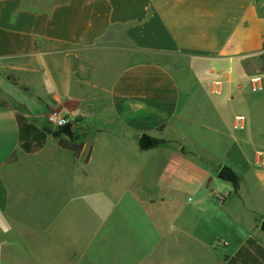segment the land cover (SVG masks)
<instances>
[{
  "label": "crops",
  "instance_id": "obj_1",
  "mask_svg": "<svg viewBox=\"0 0 264 264\" xmlns=\"http://www.w3.org/2000/svg\"><path fill=\"white\" fill-rule=\"evenodd\" d=\"M112 29L147 57H77ZM263 226L264 0H0V264H264Z\"/></svg>",
  "mask_w": 264,
  "mask_h": 264
},
{
  "label": "rangeland",
  "instance_id": "obj_2",
  "mask_svg": "<svg viewBox=\"0 0 264 264\" xmlns=\"http://www.w3.org/2000/svg\"><path fill=\"white\" fill-rule=\"evenodd\" d=\"M104 40L105 41H102L103 42L102 44L104 45V47H102V49L97 50V51H88L85 49H76V53H78L77 57L78 58L81 57L82 59H84V58H87V59L102 58L104 61L107 62V65H108L107 71H109V72H114V71L119 70L122 66H125L128 62H131V60H133V61L144 60L147 57L146 55L141 54V53L139 54L138 57L136 56V54H133V56L127 54L129 52V50L125 49L126 41L124 40L123 32L120 29H112ZM166 62L170 65V67H172L175 70L177 76L179 78H181V80L184 81L185 79L188 78V76L185 75L186 65H185V60L183 58L169 57L168 59H166ZM8 76L12 79H15V75L13 73H10ZM49 110L59 111V108L54 106V107L49 108ZM44 115H45V113L42 112L41 116L43 118H44ZM67 117H69V116H67ZM43 118H41V119L43 120ZM71 121L73 122V119H71ZM43 125H45V124H43ZM71 127L77 133L82 131V127L76 122H73V125ZM195 136H196V133H195V130L193 128H192V130L191 129L188 130V137L189 138H195ZM106 245L104 243H100L99 241H96L92 246V250L99 252L100 247L106 248ZM107 248H108V250H110V247L107 246ZM106 254H107V256L113 255L112 253H99L100 256H105ZM105 258H106V256H105Z\"/></svg>",
  "mask_w": 264,
  "mask_h": 264
},
{
  "label": "trees",
  "instance_id": "obj_3",
  "mask_svg": "<svg viewBox=\"0 0 264 264\" xmlns=\"http://www.w3.org/2000/svg\"><path fill=\"white\" fill-rule=\"evenodd\" d=\"M9 79L15 85H18L17 79ZM23 90H27L25 87L21 86ZM45 130L57 140L58 145L66 150L71 151L75 156H78L83 148V134L75 132L72 127L71 131L65 130L63 127L53 129L49 126H45ZM88 155L85 158L87 161ZM226 169V168H225Z\"/></svg>",
  "mask_w": 264,
  "mask_h": 264
},
{
  "label": "built area",
  "instance_id": "obj_4",
  "mask_svg": "<svg viewBox=\"0 0 264 264\" xmlns=\"http://www.w3.org/2000/svg\"><path fill=\"white\" fill-rule=\"evenodd\" d=\"M250 80L252 82H256L259 80V77H251ZM214 85H219L220 81L219 80H214L213 81ZM242 117V116H241ZM240 117V118H241ZM71 119L67 117L66 115L60 113L59 111L56 110H48L43 118V123L53 129L59 128V127H64L66 124H71ZM216 244L221 243L219 241H215Z\"/></svg>",
  "mask_w": 264,
  "mask_h": 264
},
{
  "label": "water",
  "instance_id": "obj_5",
  "mask_svg": "<svg viewBox=\"0 0 264 264\" xmlns=\"http://www.w3.org/2000/svg\"><path fill=\"white\" fill-rule=\"evenodd\" d=\"M65 130H68V131H71V124H66V125H64V127H63ZM227 175V174H226ZM221 177H222V175H221ZM231 181V183L234 185V181L233 180H230ZM264 227V226H263Z\"/></svg>",
  "mask_w": 264,
  "mask_h": 264
},
{
  "label": "flooded vegetation",
  "instance_id": "obj_6",
  "mask_svg": "<svg viewBox=\"0 0 264 264\" xmlns=\"http://www.w3.org/2000/svg\"><path fill=\"white\" fill-rule=\"evenodd\" d=\"M223 172H224V174H227V173H229V171H227V169H225Z\"/></svg>",
  "mask_w": 264,
  "mask_h": 264
}]
</instances>
